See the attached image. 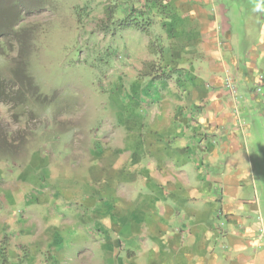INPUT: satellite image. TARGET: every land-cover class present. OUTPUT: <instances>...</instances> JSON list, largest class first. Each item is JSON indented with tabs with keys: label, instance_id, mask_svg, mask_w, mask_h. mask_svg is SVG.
<instances>
[{
	"label": "rangeland",
	"instance_id": "1",
	"mask_svg": "<svg viewBox=\"0 0 264 264\" xmlns=\"http://www.w3.org/2000/svg\"><path fill=\"white\" fill-rule=\"evenodd\" d=\"M41 1L19 24L32 28L30 44L9 37L0 46L6 85L14 88L11 71L23 65L48 98L0 103V264H97L110 250L113 227L96 208L106 204L103 196L130 186L108 155L130 159L131 138L144 136L139 124L148 122L146 110L177 70L150 60L161 55V41L143 34L148 20L122 16L116 0ZM215 5L230 11L225 17L241 47L232 51L240 71L235 101L243 120L254 119L261 133L253 129L249 137L255 171L242 198L264 223V49L258 46L264 0ZM125 20L144 24L126 27ZM253 55L256 69L249 70ZM97 240L106 247L97 251Z\"/></svg>",
	"mask_w": 264,
	"mask_h": 264
},
{
	"label": "crops",
	"instance_id": "2",
	"mask_svg": "<svg viewBox=\"0 0 264 264\" xmlns=\"http://www.w3.org/2000/svg\"><path fill=\"white\" fill-rule=\"evenodd\" d=\"M116 2L122 16L148 20L143 34L161 41V55L150 60L177 72L146 110L148 122L137 123L144 136L131 133L130 159L108 155L130 186L96 208L113 227L97 264H264V223L242 198L255 171L249 137L261 133L235 101L233 52L241 47L225 17L230 11L216 0ZM249 58L247 68L256 69L255 55ZM105 247L97 240V251Z\"/></svg>",
	"mask_w": 264,
	"mask_h": 264
},
{
	"label": "trees",
	"instance_id": "3",
	"mask_svg": "<svg viewBox=\"0 0 264 264\" xmlns=\"http://www.w3.org/2000/svg\"><path fill=\"white\" fill-rule=\"evenodd\" d=\"M41 2V0H0V46L3 40L9 37H13L18 44L23 45L25 42L30 44L31 34L33 33L32 28H20L19 24L24 13L42 8ZM123 25L141 29L137 23L134 24L133 20H130V22L125 20ZM151 63L156 66L154 61H151ZM11 72L12 82L15 84L13 87L17 90L9 88L5 80L0 77V103H7L12 100L22 103L28 96L48 100L46 96L40 93L39 87L29 76L26 67L18 65ZM153 76L154 73L151 74V77Z\"/></svg>",
	"mask_w": 264,
	"mask_h": 264
},
{
	"label": "built area",
	"instance_id": "4",
	"mask_svg": "<svg viewBox=\"0 0 264 264\" xmlns=\"http://www.w3.org/2000/svg\"><path fill=\"white\" fill-rule=\"evenodd\" d=\"M259 91H260V89H259Z\"/></svg>",
	"mask_w": 264,
	"mask_h": 264
}]
</instances>
